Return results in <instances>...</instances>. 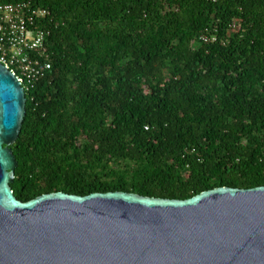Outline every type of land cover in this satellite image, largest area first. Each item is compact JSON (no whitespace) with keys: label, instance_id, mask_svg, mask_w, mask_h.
I'll use <instances>...</instances> for the list:
<instances>
[{"label":"trees","instance_id":"obj_1","mask_svg":"<svg viewBox=\"0 0 264 264\" xmlns=\"http://www.w3.org/2000/svg\"><path fill=\"white\" fill-rule=\"evenodd\" d=\"M28 1L48 9L62 26L51 31V70L25 93V116L10 146L16 199L119 191L185 200L218 187L264 186V0H176L190 7L184 36L175 16L160 19L161 0ZM98 17L130 28L102 34L96 30ZM234 20L239 31L227 39ZM142 29L147 35L141 37ZM205 30L214 40L188 49L185 43ZM111 44L128 55L115 73L119 58L107 56ZM167 59L175 64L169 79L162 73ZM90 61L96 62V72L110 64V83L92 82ZM70 74L81 82L82 92L61 107ZM142 82L149 87L146 99ZM77 133L85 137L82 159L98 165L104 157L146 161L150 178L131 189L125 182L55 189L51 178L74 167L62 153ZM36 165L47 171L43 186L32 179ZM185 170L189 178L177 183ZM214 172L220 175L211 181Z\"/></svg>","mask_w":264,"mask_h":264},{"label":"water","instance_id":"obj_2","mask_svg":"<svg viewBox=\"0 0 264 264\" xmlns=\"http://www.w3.org/2000/svg\"><path fill=\"white\" fill-rule=\"evenodd\" d=\"M25 104L0 64V264H264V186L185 200L119 191L16 199L10 146Z\"/></svg>","mask_w":264,"mask_h":264},{"label":"rangeland","instance_id":"obj_3","mask_svg":"<svg viewBox=\"0 0 264 264\" xmlns=\"http://www.w3.org/2000/svg\"><path fill=\"white\" fill-rule=\"evenodd\" d=\"M159 13L160 19L165 21L172 16L177 18L178 23L183 27L181 30V35L184 36L187 33L185 29L188 22H190L188 18L189 8L187 5L180 7L176 0H170V3L165 1L159 2ZM199 21L201 23H205V17H200ZM96 30L102 34L110 33L117 28H122L125 26L127 29L130 28L129 25L122 23L121 21L110 22L108 19L103 17H98L95 20ZM142 26V25H141ZM146 29V26H144ZM149 30V29H148ZM239 31V24L237 20L231 22L226 31V38H232ZM146 31L141 30L140 36L142 37ZM149 32V31H148ZM127 33V32H126ZM130 36V33H127ZM147 35V33H145ZM133 36V35H131ZM201 37H206L209 41H213L214 36H211L209 30H205V32H197L191 39H189L185 45L188 49H196L203 43ZM177 43V38L170 45ZM109 52L107 56L110 57H118V61L114 67L113 73H115L120 67H122L127 61L128 55L126 53H122L119 45L111 44L108 48ZM81 51V50H80ZM82 52V51H81ZM91 65L89 69L93 75L91 79L94 82L96 79L103 80L105 79L108 83L112 80V68L110 64H106V66L102 69H99L96 72V62H89ZM88 64V63H87ZM175 64L172 63V60L167 59L164 61V68L162 70L163 76L165 79H169L173 73ZM96 72V74H94ZM112 76V77H111ZM67 78L65 95L66 100L62 102L61 107L64 105L69 106L70 101H68L70 96L77 95L82 92V84L81 82L73 75L70 74ZM142 90V98L146 99L149 95V87L145 82H142L140 85ZM50 101V100H48ZM57 108V106H55ZM54 108V109H55ZM105 116H103L104 119ZM85 142V137L81 133H77L75 136V141L71 143H67L66 151L62 153L63 157L72 163L74 167H67L63 172L58 173L54 178H51L53 181V186L55 189H60L66 186H82L86 184H110L116 182H125L128 189H131V185L146 182L148 178H150V174L152 173L150 168L147 166L146 161H142L139 163H134L128 161L126 159H111L109 157H104L102 159V163L98 165L96 162L86 161L82 159V145ZM245 145L246 142H243ZM27 165L30 167V163L28 161ZM80 166L79 170L77 167ZM220 173L214 172L211 176V181H214L217 177H219ZM261 177L264 178V169L260 172ZM47 171L42 165H36L32 168V179L34 183L39 186H43L47 182ZM190 176V172L185 170L178 174L175 180L179 182H185Z\"/></svg>","mask_w":264,"mask_h":264},{"label":"built area","instance_id":"obj_4","mask_svg":"<svg viewBox=\"0 0 264 264\" xmlns=\"http://www.w3.org/2000/svg\"><path fill=\"white\" fill-rule=\"evenodd\" d=\"M61 26L48 9L28 0L0 1V64L16 77L24 93L51 70L49 38Z\"/></svg>","mask_w":264,"mask_h":264}]
</instances>
